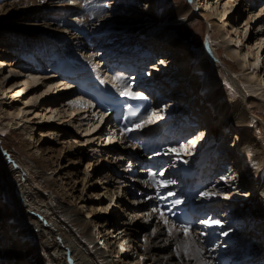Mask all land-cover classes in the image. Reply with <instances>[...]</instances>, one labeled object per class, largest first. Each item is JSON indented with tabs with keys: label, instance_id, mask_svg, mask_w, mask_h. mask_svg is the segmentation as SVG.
I'll return each mask as SVG.
<instances>
[{
	"label": "bare ground",
	"instance_id": "6f19581e",
	"mask_svg": "<svg viewBox=\"0 0 264 264\" xmlns=\"http://www.w3.org/2000/svg\"><path fill=\"white\" fill-rule=\"evenodd\" d=\"M2 1L5 0H0V17L9 10L30 7L26 16L27 18L33 17L34 21L30 24L31 26L24 29L23 36L18 39L13 37V32L9 31L7 26L0 24V92H8L9 97H13L14 100L12 103H0V113L3 115V119L0 120V178L7 177L5 178L6 185L10 186L8 188L13 193L15 202L13 206L6 209L5 213H0L4 214L0 216V229L3 228L5 232L0 235V263L5 264L9 256L13 259L10 264H163L166 256L171 257L172 251H167L162 247L175 246L184 238L178 229H174V234L169 236L159 213L152 211L153 208L162 207V205L161 200L156 199L155 181L152 182L146 176L145 169H141V163H139L141 158L146 160L148 158L141 154L139 145L127 140L128 134L124 136L120 134L123 137L120 146L114 144L118 136L114 129V134H112L113 132L108 131L104 126L101 127L103 120L100 117L105 119V116L95 111L94 101L87 95H82V92H75L74 89L78 90V88L67 89L65 77L62 75L75 73L76 66L82 68L83 66L79 65L82 64L85 65L84 70H90L88 73L90 77L99 79L101 75L106 76L107 73L106 77L116 81L117 85L122 88L128 83L132 85V88L133 85H138L137 88H139L140 76L131 78L125 72L131 65H134L137 68L136 74H138L140 69L145 70L154 64V61L139 58V54L131 48L138 44L143 46L142 49L146 52L152 48L155 53L158 51L161 54H170L168 58L167 56L158 57L160 61H163L161 64L169 69L159 70L160 75L156 74L153 79V72L144 73L142 84L150 80L154 81L156 93L161 92L167 98L171 96L175 99L176 95L183 93L187 102L191 98L194 99V96H197L199 101L204 98L210 102L211 93L217 88V82L202 81L196 84L195 74L191 70L200 75L203 71L205 72V67L202 63H194L188 67L185 62L190 61L192 57L184 53L188 50L183 47V44L178 43L176 46L174 41L179 31L182 33H180L181 38L191 40L192 27L197 23L203 25L201 20H204L209 27L208 40L204 43L203 52L200 55L203 58L213 57L212 59H215L217 57L225 72L229 74L226 75L227 80L235 87L239 95L231 113L220 111L219 118H216L214 114L208 117L213 121L214 133L218 131L216 125L219 122L222 124L225 118L227 119V123H223L221 128L220 137H222L230 130L229 125L240 129L250 120L249 104L240 83L250 82L254 88L264 90V66H257V59L255 60V55L253 56L255 48L253 49L252 43L254 41L255 46H258V51L256 49L258 58L260 50L264 48V0H216L214 2L204 0L208 7L205 10L197 5L199 0H185L184 4L176 7L169 6L166 0H150L149 6L156 5V14L139 16L142 19L135 26L120 22L121 18H126L124 17L126 7L122 5L123 3L115 6L112 11V8L107 6L108 0H74V2L59 0L48 8L39 7L38 1L40 0H8L4 3ZM144 1L139 0L138 3L142 5L138 4L136 8H130V12L135 9L140 12L149 9ZM114 3L115 0L110 1V4ZM123 12L125 13L121 15ZM215 12H217L216 15ZM245 14L248 16L244 17L242 28L246 31L243 33L240 29L241 21L238 18ZM149 29L152 31L151 34L148 32ZM213 30L221 34L220 43L225 45L227 55L240 61L239 63L243 66V77L247 81H241L240 76V79L236 80L235 75L229 73L230 68L233 69L235 64L232 60H227L222 56V47L214 45V43L219 44V39L213 38V34L217 35V32ZM249 31L250 36L243 43V38L246 39ZM242 33L243 38H241ZM152 35L163 39H153ZM253 37H255L254 40ZM153 42H156V47L152 46ZM197 42L198 39H195L192 45ZM240 44L244 45V49H241ZM4 46L16 54L10 61L7 59L10 57L9 53L3 49ZM21 46L22 51L19 52ZM262 52L264 53V50ZM37 54L46 60V66L45 62L37 64ZM115 55L116 59L113 58ZM56 58L57 63L53 66L55 71H49L52 67L47 63ZM104 59H106L105 67H103ZM138 59L140 62L137 64ZM109 61L111 62L107 63ZM115 63L120 70L114 66ZM262 65H264V58ZM4 66L9 67L10 72L16 73L11 78L14 81L8 78L9 76L3 71ZM117 76L122 77L123 81H117L115 79ZM178 77H182L186 83L180 82V85L175 84V86L165 83V78L173 82V80L177 81ZM83 79L85 77L82 76L80 79L82 83ZM1 85L4 87L1 88ZM187 85L197 88L193 87V91L188 90ZM26 89H28L27 92L24 91ZM106 89L111 91L115 88L109 85ZM73 91V95L69 96ZM140 91L143 92V89ZM22 93L26 95L22 97ZM14 97H19L20 104L15 103ZM173 98L169 102L173 101ZM169 102L168 105H171ZM164 104L165 102L161 103V106L164 107ZM211 108L214 110L213 106ZM154 112L156 113L154 118L158 119L157 123L162 121L163 124L173 116L169 109L165 110L167 114L165 118H160L161 113ZM216 112L217 110H214L215 114ZM182 115L185 116L184 112ZM145 116L148 115L145 114L139 119ZM37 119L40 121H36ZM83 119L87 122L83 123ZM22 121L24 126L28 125L27 127L33 130L38 125L37 144L28 139H22L16 149L19 153L15 154L6 149L7 141L2 136L7 137V134L19 129L18 124ZM191 122L195 123V120L190 119L188 125ZM157 123L148 124L150 126H145L142 130L131 132L130 136L135 134L140 138L164 140L166 147L160 156L167 160V167L166 173L160 176L159 180L168 179L176 182L166 190L176 191L177 186L181 184L179 179L182 180L181 187L183 188L188 181L192 185L198 175L209 185V188L202 192L207 191L213 195L210 198L200 195L197 199L189 201L192 209L212 211L211 219L220 221L214 215L219 218L223 217L224 224L243 220L240 228L243 231L239 234L240 236L237 235L236 239L245 237L246 243L249 242L248 248L244 249L246 251L244 260L254 257L248 254L249 248L257 250V255L262 254L260 258H264V164H254L250 159L252 152L247 143L252 142V139L247 137L243 142L239 140L237 155L234 154L237 156L236 164L238 165L234 166L236 170L232 169L231 178L229 175H224L227 170L222 173L209 171L211 173L207 175L204 169L209 165L211 151L214 150L215 157L219 156L217 162L213 161L214 164H220V160L225 162L223 152L217 149L218 139L214 142V136L208 133L204 126L199 127L196 133L193 129H189L188 145L185 147L193 157H195L193 153H199L196 161L197 169H193L187 164L188 161L185 163L186 160L180 159L182 154L177 156L175 153L168 152L170 148L181 146L172 147L170 144L174 142L173 138L167 137L168 134L157 133V129L153 128V125ZM74 126L78 127L77 131L84 127L86 133L82 137L86 138V142L80 144L78 139H68V133H73L70 128ZM174 127L181 129V126L174 125ZM104 135H107L110 140L102 145L99 140ZM204 136L207 140V147L203 146L202 140L200 141ZM58 138L68 143L65 152L57 148ZM192 141L195 143L193 144ZM45 142L49 144H43ZM76 142L80 145H75ZM86 143H91V145L88 144L90 146L88 150L82 148ZM222 144L220 143L219 146ZM256 149L259 150V148ZM230 154L231 152L228 153ZM23 155L27 156L28 163L22 159ZM72 155L74 156L70 158V163L65 165L61 163V159ZM179 159L181 166L177 163ZM85 160H87V168L83 175L80 176L75 171L71 173L70 167L77 168ZM223 165L225 168L228 167V163ZM73 174L76 176L71 179ZM38 176L46 182V185L50 184L48 191L53 197L55 194L56 196L61 195L63 202L52 201L51 204L50 199L44 197L47 190L37 185ZM235 176L241 177L243 182L237 184L233 178ZM68 180H71L72 184ZM70 190L73 193H68ZM92 191L100 192L98 193L100 196L89 197ZM74 192L78 193L74 194ZM70 195L77 197L76 200L79 201L71 203L67 199ZM260 197L262 205L259 206L256 200L260 201ZM4 198L0 193V202H4ZM88 202H92L94 206L89 207ZM7 206L8 204L5 207ZM87 206L86 214L81 213V208H87ZM116 208H119L121 212L120 220H116L117 222L111 218V221L108 218L99 219L106 215L111 216ZM243 209L245 216L237 213ZM260 209L262 212L259 211ZM205 218L209 217L205 215L203 219ZM91 222L94 223V227L91 226ZM248 228L254 229L249 230ZM215 231L216 228L205 227L199 223L190 237L192 254L196 258L185 259L181 253L179 262L176 263L240 264L234 256L233 247L236 245L233 243L235 240L233 236L228 237L230 244L226 242L228 244L226 246L221 243V240L219 241L223 229ZM85 232L87 235L83 234ZM201 232L206 235L201 236ZM29 235L36 237L37 243H33ZM222 237L226 240L227 235ZM249 237L251 240L247 241ZM17 240L21 241L17 242ZM216 240H218L217 244L211 249L206 247L207 243ZM196 248L202 249V252L196 253ZM41 250L45 255L41 253ZM169 260L166 264H170ZM170 261L173 264L172 260ZM250 261L242 260L241 264H248Z\"/></svg>",
	"mask_w": 264,
	"mask_h": 264
},
{
	"label": "rangeland",
	"instance_id": "374dc122",
	"mask_svg": "<svg viewBox=\"0 0 264 264\" xmlns=\"http://www.w3.org/2000/svg\"><path fill=\"white\" fill-rule=\"evenodd\" d=\"M6 1H8V0L2 1V3L6 2ZM58 1L59 0H49V1L46 0L43 3H41L40 1H38V5H39V7L40 6L41 7L43 6L44 8H48L51 4L53 5V4H55V2H58ZM110 1L111 0H108L107 1V6L110 9L112 8V11H113V8L115 6L120 5L122 3H123L122 5L124 7H126V9H125L126 10L125 11L126 14L124 15V17H126V18H121L120 19V22H123V23L132 24V25L135 26V25H138L140 23L141 19H142L139 16H144L145 14H146V16L156 14V5L149 6L150 0H145L144 1V3L148 4V6H149V9L145 10L144 12H142V11L140 12L138 10L136 11V9L130 12V8L131 9H132V7L133 8H136V6L138 4H141V3H138L139 0H115V3L114 4H110ZM166 1L168 2L169 6L171 5V6H175V7L176 6H181V4H184L185 3V0H173V1L166 0ZM214 1H216V0H213V2ZM204 2H205L204 0H199L198 1L197 5L200 6L199 7L200 9H204V10L206 8L208 9V7L205 5ZM29 9H30V7L21 8V9H12V10L7 11V13L3 14L0 17V24H1V26H5V27L7 26L8 30L11 31V32H13V35H14L13 37H15L16 39H18V37H22L23 36L22 35L23 34L22 32L24 31V29H26L27 27L31 26L30 24H32V22L34 21V20H32L33 17L30 16L29 18H27V16H26L27 15L26 13L28 11H30ZM125 12H123L121 15H123ZM114 14H116V12ZM216 14H217V12H215V15ZM118 15H120V14H118ZM246 16H248V15L245 14L241 18H238L239 21H241V24H240V29L241 30H243V28H242L243 25H244L243 22H244V19L246 18ZM199 19H202V18L199 17ZM201 21L203 22V25H201L200 23H197L195 26L192 27V31H191V34H190V39L191 40L181 38V36H180V33L181 32L179 31V35H177L174 38V41L176 42V44H175L176 46H178V43L183 44V47L186 50H188V52L187 51H184V53H188L192 57L190 61L185 62V64H187L188 67L189 66H192V64H194V63L195 64L202 63L203 66L205 67V69H206L205 72L203 71L200 75L198 73H196L194 70H191L193 72V74H195L194 80H197L196 84H198L199 82L201 83L202 81L203 82L204 81H215V82H217V85H216L217 88L214 89L215 91L213 90V92L211 93L210 102H207L206 99H204V98H202V101H201V99L199 101V98L197 96H194L195 97L194 99L191 98L187 102V100L185 98L186 96L182 95L183 93H180V95H176L177 97L175 99L170 96L167 99V101H165V104H164V107L163 108L165 110L166 109H169V112L173 116L171 117V119H169L168 122L165 121V122H163V124H161V126H153V128H156L157 129V131H156L157 133L164 134V133H166V130L167 129H168V132L170 131V126L171 125H173L177 121L181 120L184 123H182L180 131H183L182 126L183 125H186V124L188 125V123H185V120L186 119H188V121L190 119L195 120V123L196 124L195 125L192 124V126H191L192 128L190 127L189 129H193L194 130V133H196L198 131L199 127L204 126V128L207 130V132L214 136V138H215V141L214 142H216L217 141L216 139H218L217 142H219V143H217V149L219 151L223 152V155H224L223 156V159H225V162L224 163H223L222 160H220L219 161L220 164H217L216 165V168H214V163L211 164L212 163L211 161H214L215 160L217 162L219 159L215 158L214 152L211 151V154H210L211 155V159L209 161V164L210 165H207V167L204 169V171L205 172H208L209 170H212L213 169L214 172L217 171V172H220L221 173L225 169V167H224L225 165H223V164H225V163L227 164L228 163L227 172H225L224 175H229L230 178H231V172L233 170H236V168L234 166L238 165V164H236L237 156H235V155H237V148H238L239 140H241V142H243L244 139H246L247 137H250L252 139V142H250L248 140L249 142L247 143V145L249 146V149L252 152V156L250 158L251 161L254 164H257V165L259 163H262V165L264 164V96H263L264 90L263 89H260L258 87L257 88L256 87L254 88L253 84H251L250 82H241L240 85H241V87L243 89V92L245 93V96H246L247 101H248V104H249L250 120L247 123L243 124L240 129L239 128H236V127H232L231 125H229L230 130L227 133L225 132L223 136L221 135L223 137L222 138V137H220V134L222 133L221 132V128L223 127V125L225 123H227V119L225 118V120L223 121L224 124L223 123L221 124V122H219V124L216 125V126H218V131L216 133H214V127H212V122L213 121L211 119H209L208 117L210 116V114H214V116L216 118H219V112L220 111H223L224 113H227V112L228 113H231V110L234 108L235 101L239 98V95H238V91H236L235 87L227 80L226 75H229V74L227 72H225V70L223 69V67L220 64V62L217 59V57L215 59H212L213 57L203 58V56H201L202 55L201 52H203L204 43L206 42V40H208V31H209L208 30L209 27H207L206 21H204V20H201ZM212 29H214V27ZM213 31H216L217 32V35L213 34V38L219 39V44L218 43H214V45L215 46H218V47H222L223 48V50H222L223 51L222 56L224 58H227V60L228 59L232 60L233 63L235 64V67H233V69L230 68L229 73L235 75V77H236L235 79L236 80H239L241 78L240 79L241 81H247V79L245 77H243V66H242L241 63H239L240 61L238 59H236V58L235 59H232V58H230L227 55L226 50H225V45L222 44V43H220V41L222 40L221 34L217 30H213ZM245 31H246V29L243 30V33ZM148 32L151 34L152 31L149 29ZM243 33H242L241 38H243ZM155 36L156 35H152L153 39H159V40H162L163 39V38H156ZM249 36H250V31L247 34L246 39L243 38V43L249 38ZM195 39L196 40L198 39V42H197V44L192 45V42ZM216 39H214V40H216ZM252 39L254 40L255 37H253ZM21 41H23V40H21ZM154 41H156V40H154ZM252 43H253V49L255 48L254 49L255 51H254L253 56L255 55V60L257 59V64H258L257 66H264V65H262V59L264 58V55H263L264 53L262 51L264 50V48L262 50H260V52L258 54L259 57L257 58V53L256 52L258 51V49H257L258 46H255L256 45L255 44L256 42L253 41ZM155 44H156V42H153L152 43V46H155ZM240 46H241V49H244V45L240 44ZM135 48L136 47H134L133 49H135ZM3 49L7 53H9V56L10 57L7 58V59H9V61H10V59L12 60L14 58V56H16V54H14V51H11V49H8V48L6 49L5 46L3 47ZM21 49H22V46H21L19 52L22 51ZM256 49H257V51H256ZM148 50L149 51H147V53H149L150 55L153 56V57L151 56V58H150L151 61H154V59L156 60V59H158V57H161V56H167L166 58H168V56L170 55L169 53H163V54H161L158 51L155 53V50H152V48H150ZM253 56H251V58ZM40 57H41L40 55L36 56V58H37L36 59L37 60L36 61L37 64H40L41 62H45V66H46V60H44L42 57H41L42 58L41 59ZM114 58L116 59L117 57L114 56ZM103 61H104L103 62V66H105L106 65V63H105L106 59H104ZM56 63H57V58H56V60L55 59H52V60H50L47 63V64H51V67H52V69L50 68L49 71L50 70L55 71V69H54L53 66H55ZM19 69H21V68H19ZM6 70H7V72H6ZM159 70L161 71V69H157V72H159ZM3 71H5V73L9 76L8 78H10V79L12 78L13 75L16 74L15 72H10L9 71V67H6V66L3 67ZM234 71H236V72H234ZM239 76H240V78H239ZM176 79L179 82L178 83L177 81H175L177 85H180V82L182 84L186 83V81L182 77H178ZM11 80L14 81V79H11ZM166 80H167V82H166ZM165 83H171L170 82V79L169 78H166L165 79ZM173 86H175V85H173ZM2 87H4V85H1V88ZM193 87L194 88H197L196 86H193ZM193 87L191 88V87H188V85H187L188 90H192L193 91V89H194ZM195 90H197V89H195ZM24 91L27 92L28 89H26ZM63 92H66V91H63ZM75 92H76V90H75ZM198 92H200V90ZM1 93L2 92H0V103L1 102H4V103L5 102L12 103L14 101L13 100V97L12 98L9 97V94H7L8 92H3L2 93L3 95ZM73 93H74V91L72 93H70L71 95H69V96H72ZM192 93H191V95H192ZM22 94H21L22 97H24L26 95V93H22ZM6 95H8V97ZM14 98L16 99L15 100V103L16 102L17 103L19 102V104H20V101L18 100L19 97H14ZM172 98L174 100L169 102V100H172ZM168 102L171 103V105H168ZM21 104H22V102H21ZM211 106L214 107V110L215 111L217 110L216 114L214 113V110H212L213 108H211ZM186 110H187V112H185ZM211 111L213 113H211ZM183 112H184L185 116L182 115ZM83 115H85V114H83ZM174 115H182V116L175 117ZM2 117H3V115L0 113V120L3 119ZM261 117H262V119H261ZM36 121H40V119L39 120L37 119ZM31 122H33V121H31ZM84 122L86 123L87 121H84V119H83V123ZM3 123H6V122L3 121ZM160 123H162V121H159V123H157V125H159ZM209 123L211 124V126L208 127L207 125ZM23 124H24L23 121L21 123H19L18 124L19 129H17L16 131H14V132H12L10 134H7L8 135L7 137L4 136V135L2 136V138L7 141L6 142L7 147L5 146L6 149L9 150V151H11L12 153H15V154H18L19 153V151H16V149L18 148L17 146H18L19 142L22 139H28V140L32 141L34 144H37L36 143V140L38 138V132H39V130H36V129H37L38 125L33 130L32 128H28L27 127L28 125H25L26 126L25 127ZM87 125H90V124H87ZM87 125H85V127ZM175 125L179 126V123L178 124H175ZM70 129H71V131H73V133L72 132L71 133H68V136L67 137H68L69 140L70 139H72V140H74V139L77 140L78 139L77 141L78 142L80 141L79 142L80 144L86 142V138L82 137L84 135V133H86V131L84 130V127L81 128L82 131H81V129H80V131H77L78 130V127L75 128V126L73 128H70ZM105 129H107V128L105 127ZM177 129H179V128L178 127L177 128L174 127V129L172 130V132L170 134L166 135V136L169 137V138H173V135H176ZM189 129L186 128L185 131H188L189 132L190 131ZM108 131H110V130H108ZM75 137H77V138H75ZM108 140H110L108 138V136L107 135H104L103 138H101V140H99L100 141L99 143L100 144L102 143V145H105ZM58 141H59V143L56 144V146H58L57 148L60 149V150H62L63 152H65V147L68 145V143H65L64 142L65 141L64 139H59L58 138ZM200 141L203 142V146L206 145V147H207L208 144H206L207 140H206L205 136L202 137L200 139ZM78 142H76V144L75 143H73V144L78 145L79 144ZM96 142H98V141H96ZM214 142H213V144H214ZM220 143H223V144L221 146H219ZM43 144L46 145V144H49V143L48 142H45ZM88 144L89 143H86L85 145H83L82 148L85 149V150H88L90 148V146H88ZM69 145H70V143H69ZM89 145H91V143ZM170 145L172 147H179L178 145H175L174 142L172 144H170ZM187 145H186V147H187ZM190 145H192V144H190ZM117 146H120V144H118ZM198 148H199V146H198ZM256 148H259V150H257ZM229 152H231L230 155H228ZM64 154L67 155V153H64ZM181 154L182 155H181L180 159H184V160L188 161L187 164L189 165V167H191L193 169H196V161L198 159L197 154H199V153L198 152L193 153L195 155V157H193L192 156V153H190L188 151H187V153H183L182 152ZM73 156L74 155L69 156V157H67L66 159H63V160L61 159V163L63 165L70 163V158H72ZM21 157H22L23 160L26 161V163L29 162L28 159H27V156L23 155ZM180 159L177 160V163L181 166ZM53 167H54V165H53ZM231 167H234V168H231ZM86 168H87V160L83 161L82 165H80L77 168L70 167V169L72 170L71 173H74V171H75V172L79 173L80 176L83 175V173L86 170ZM67 169H69V167H67ZM75 176H76V174H73V177L71 179H74ZM5 178H7V177L6 176H3V177L0 178V193H2V195L5 197L4 198V202L3 201L0 202V213L1 212L5 213L6 212V209L8 207L13 206L14 203H15L14 202L13 193L11 191H9L10 186H7L6 185ZM38 178H39V182L37 183V185L40 188L44 189L45 191L47 190L46 193L44 194V197L49 198L51 204H52V201H54V202L55 201H58V202L62 201L63 202V199H62L61 195L60 196H56V194H55V196L53 197V195L50 193V191H48V190H50V187H49L50 184L49 183H47L49 185L48 186V185H46V182L40 176H38ZM54 178H55V176H54ZM233 178L235 179V182L237 184L243 182V180H242L241 177L235 176ZM70 181L71 180H68V182L72 184V181L71 182ZM212 186H214V185H212ZM212 186H211V188H212ZM235 186H237V185H235ZM70 192H71V190L68 193H70ZM71 193H73V192H71ZM77 193L78 192H76V193L74 192V194H77ZM98 193H100V192H97V191L94 192V191H92L90 193V195H88V196L89 197H92V198H95L97 196H100ZM76 198L77 197H75V196H72L71 197V195H70V197H68L67 199L69 201H71V203H76V202L79 201L78 199L76 200ZM257 198H259V197H257ZM256 201H257L256 204H258L259 206L262 205L261 204L262 203L261 197H260V201H259V199H257ZM7 204H8V206L5 207ZM88 204L90 205L89 207H91V205L94 206V204L92 202H88ZM82 209H83V211H82ZM86 210H88V206H87V208L86 207H82L81 210H80V212L83 213V214H86ZM259 211L262 212L261 209ZM118 212H119V214H118ZM237 213L245 216L244 209H243V211H240V212L237 211ZM120 215H121L120 209L119 208H116L115 210L112 211V215L111 216L106 215L105 217H102V218H99V219L100 220L101 219L103 220L104 218H108L110 221H111V219H113L114 222H117L118 220H120L119 219ZM0 216H4V214H0ZM239 217H240V215H239ZM96 220H98V218H96ZM222 220L225 221L223 219V217H222ZM242 221L243 220H237V221H235L236 223L235 222H231L229 224L228 223H226V224L223 223L222 224L223 225L222 228L225 230L224 232H227L228 234H230V232H231V236L233 235V239H235V240H233L234 241L233 243H235V245L237 246V249L235 251V254L236 255H242L243 252H245V250H246L245 248L246 247L248 248V243H249V242L246 243V241H245L246 238L245 237L244 238H241V239H239V238L236 239V237H238L237 235H239L241 233L240 231H238V227H236V226H239L238 225V224H240L239 222H242ZM91 226L94 227V223L91 222ZM248 229L249 230H251V229L253 230L254 228H248ZM4 233H5L4 232V229L3 228L0 229V235H3ZM86 233L87 232H85L83 234H86ZM29 238L34 241L33 243H37V238L36 237H31L29 235ZM18 240H17V242H20L21 241V240L20 241H18ZM250 240H251V238L249 237V240L247 239V241H250ZM226 242L228 244H230L228 241L225 240L224 241V245H226V246L228 245ZM158 249H160V248L158 247ZM162 249H165L167 251H172L171 257L169 255L168 256L165 255L166 257L164 259L165 261L163 262V264H166V262L169 259L172 260V263L173 264H177L176 263L177 261L179 262L178 258L175 255L176 252L174 250L175 249V246L174 245H167L166 247H162ZM249 250L250 251H249L248 254H251V255H254V256L257 255V252H258L257 250H252V248H249ZM41 253L43 255H45L44 251H42V250H41ZM14 254H16V252H14ZM12 260H13L12 257L10 258L8 256V259H6L5 264H10V262H12ZM145 260H146V258H145ZM170 260H169V263L171 264V261Z\"/></svg>",
	"mask_w": 264,
	"mask_h": 264
},
{
	"label": "snow or ice",
	"instance_id": "6c2138e0",
	"mask_svg": "<svg viewBox=\"0 0 264 264\" xmlns=\"http://www.w3.org/2000/svg\"><path fill=\"white\" fill-rule=\"evenodd\" d=\"M40 2L43 3L44 0H40ZM69 2H74V0H69ZM161 63H163V61H161ZM115 79L117 81H121V82L123 81V78L120 76H117ZM103 82L104 81L101 80V83ZM120 95L129 101L139 102V101H146L148 99L142 93L133 91L132 85L130 83L126 84L120 90ZM126 107L131 109L132 104H128L126 105ZM155 115L156 113L153 112L150 115L145 116L139 119L138 121L130 124L128 127L123 128L122 131L127 134V133H131L134 131L142 130L147 124L152 123V117H154ZM192 143L194 144L195 141H192ZM168 152L175 153L177 156H179L182 152L187 153V148L185 146H181L179 148H170L168 149ZM154 155H159V153H154ZM184 162L187 163V161H184ZM157 175L161 177L164 176V171H160L159 173H152L151 176H152V179L155 181V187H156V192H157L156 199L166 202L164 207L167 208V211H165L164 208L162 207H155L152 209V211L159 213L160 219L163 221L164 225L167 227V232L169 236H172L174 234V229H178L179 232L183 234V238H184L183 241L178 242L175 245L174 250L176 252L177 258L179 259V257L181 256V253H183V256L185 257V259H195L196 257L192 254V250H191L192 245L190 242V237L192 235L193 230H192L190 223H185L182 221L177 222L176 220L169 218V217H177V212L174 211V209H177V206L183 204L182 199L174 198L176 197V193L174 191L169 190L167 192H164V189H170L176 182L173 180H168V179L157 180L156 179ZM200 195L206 198H210L213 194L205 191V192L200 193ZM171 198H174V199H171ZM148 199H152V197H148ZM198 222L200 224H203L205 227H209V228H217V227L222 228L223 227V225L221 224L219 220H213L211 218H205ZM221 234L226 236L228 233L223 232ZM200 235L204 236L206 235V233L201 232ZM195 252L201 253L202 249L196 248Z\"/></svg>",
	"mask_w": 264,
	"mask_h": 264
},
{
	"label": "built area",
	"instance_id": "2783aa9c",
	"mask_svg": "<svg viewBox=\"0 0 264 264\" xmlns=\"http://www.w3.org/2000/svg\"><path fill=\"white\" fill-rule=\"evenodd\" d=\"M153 182V181H152Z\"/></svg>",
	"mask_w": 264,
	"mask_h": 264
}]
</instances>
